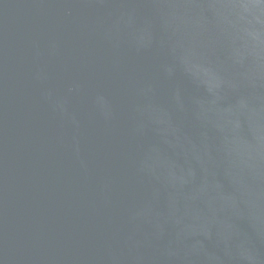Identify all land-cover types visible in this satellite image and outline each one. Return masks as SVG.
Returning <instances> with one entry per match:
<instances>
[{
	"label": "water",
	"instance_id": "1",
	"mask_svg": "<svg viewBox=\"0 0 264 264\" xmlns=\"http://www.w3.org/2000/svg\"><path fill=\"white\" fill-rule=\"evenodd\" d=\"M0 264H264V0H0Z\"/></svg>",
	"mask_w": 264,
	"mask_h": 264
}]
</instances>
